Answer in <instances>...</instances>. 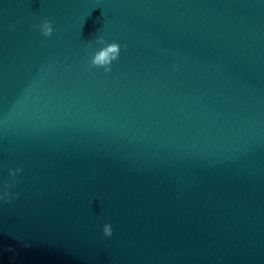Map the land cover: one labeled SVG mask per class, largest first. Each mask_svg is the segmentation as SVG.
<instances>
[{
    "label": "clouds",
    "instance_id": "obj_1",
    "mask_svg": "<svg viewBox=\"0 0 264 264\" xmlns=\"http://www.w3.org/2000/svg\"><path fill=\"white\" fill-rule=\"evenodd\" d=\"M42 34L44 36H51L53 32L52 24L50 21L45 20L41 25H39ZM120 51V45L117 43H112L109 45L106 49L100 51L98 54L95 55L94 59L92 60V63L96 66H105V71H109V65H111V62L113 60H116L119 56ZM17 171H21V169H18ZM103 234L105 237H111L113 235V229L111 224H104L103 226Z\"/></svg>",
    "mask_w": 264,
    "mask_h": 264
}]
</instances>
